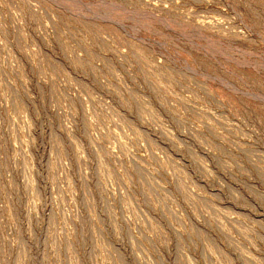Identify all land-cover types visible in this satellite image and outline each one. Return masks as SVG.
<instances>
[{
    "label": "rangeland",
    "instance_id": "obj_1",
    "mask_svg": "<svg viewBox=\"0 0 264 264\" xmlns=\"http://www.w3.org/2000/svg\"><path fill=\"white\" fill-rule=\"evenodd\" d=\"M0 264H264V0H0Z\"/></svg>",
    "mask_w": 264,
    "mask_h": 264
}]
</instances>
